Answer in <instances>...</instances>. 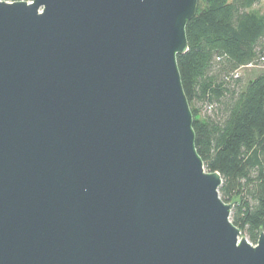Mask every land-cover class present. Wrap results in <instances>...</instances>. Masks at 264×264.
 Wrapping results in <instances>:
<instances>
[{"label":"water","instance_id":"water-1","mask_svg":"<svg viewBox=\"0 0 264 264\" xmlns=\"http://www.w3.org/2000/svg\"><path fill=\"white\" fill-rule=\"evenodd\" d=\"M196 9L0 0V264H264L195 148Z\"/></svg>","mask_w":264,"mask_h":264},{"label":"trees","instance_id":"trees-1","mask_svg":"<svg viewBox=\"0 0 264 264\" xmlns=\"http://www.w3.org/2000/svg\"><path fill=\"white\" fill-rule=\"evenodd\" d=\"M14 1V0H12ZM260 0H197L177 55L195 148L221 176L230 219L255 244L264 231V12ZM257 69H256V68ZM206 107L212 115L200 114Z\"/></svg>","mask_w":264,"mask_h":264},{"label":"rangeland","instance_id":"rangeland-1","mask_svg":"<svg viewBox=\"0 0 264 264\" xmlns=\"http://www.w3.org/2000/svg\"><path fill=\"white\" fill-rule=\"evenodd\" d=\"M15 1V0H14ZM255 8L258 9L261 12H264V0H260V2L255 5ZM256 68V67H255ZM258 68V67H257ZM256 68V69H257ZM200 114L202 115H212V112L207 109L206 107H202ZM246 237V234H243ZM247 238V237H246ZM250 242V241H249ZM253 244V243H252Z\"/></svg>","mask_w":264,"mask_h":264},{"label":"built area","instance_id":"built-area-1","mask_svg":"<svg viewBox=\"0 0 264 264\" xmlns=\"http://www.w3.org/2000/svg\"><path fill=\"white\" fill-rule=\"evenodd\" d=\"M6 1H12V0H6ZM26 1H28V2H29V1H31V0H26Z\"/></svg>","mask_w":264,"mask_h":264}]
</instances>
